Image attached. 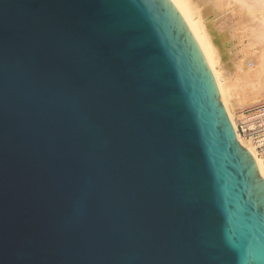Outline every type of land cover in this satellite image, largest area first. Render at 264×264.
<instances>
[{
    "label": "water",
    "instance_id": "water-1",
    "mask_svg": "<svg viewBox=\"0 0 264 264\" xmlns=\"http://www.w3.org/2000/svg\"><path fill=\"white\" fill-rule=\"evenodd\" d=\"M0 264H264V180L170 0H0Z\"/></svg>",
    "mask_w": 264,
    "mask_h": 264
},
{
    "label": "bare ground",
    "instance_id": "bare-ground-1",
    "mask_svg": "<svg viewBox=\"0 0 264 264\" xmlns=\"http://www.w3.org/2000/svg\"><path fill=\"white\" fill-rule=\"evenodd\" d=\"M213 76L239 144L264 180V157L239 135L243 110L264 100V0H170Z\"/></svg>",
    "mask_w": 264,
    "mask_h": 264
},
{
    "label": "built area",
    "instance_id": "built-area-1",
    "mask_svg": "<svg viewBox=\"0 0 264 264\" xmlns=\"http://www.w3.org/2000/svg\"><path fill=\"white\" fill-rule=\"evenodd\" d=\"M244 114L236 122V131L250 138L255 149L264 157V100L243 110Z\"/></svg>",
    "mask_w": 264,
    "mask_h": 264
}]
</instances>
